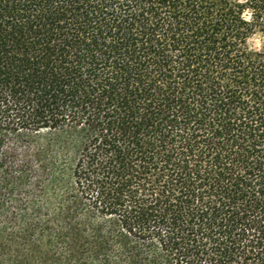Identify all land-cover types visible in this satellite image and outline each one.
Instances as JSON below:
<instances>
[{
  "label": "trees",
  "instance_id": "obj_1",
  "mask_svg": "<svg viewBox=\"0 0 264 264\" xmlns=\"http://www.w3.org/2000/svg\"><path fill=\"white\" fill-rule=\"evenodd\" d=\"M264 0H0V264H264Z\"/></svg>",
  "mask_w": 264,
  "mask_h": 264
},
{
  "label": "rangeland",
  "instance_id": "obj_2",
  "mask_svg": "<svg viewBox=\"0 0 264 264\" xmlns=\"http://www.w3.org/2000/svg\"><path fill=\"white\" fill-rule=\"evenodd\" d=\"M244 1V0H240ZM249 46L253 50L264 49V33H256L249 40Z\"/></svg>",
  "mask_w": 264,
  "mask_h": 264
}]
</instances>
